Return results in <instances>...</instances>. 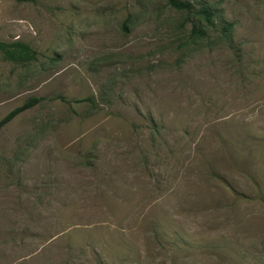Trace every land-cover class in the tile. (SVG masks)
Instances as JSON below:
<instances>
[{
    "label": "rangeland",
    "instance_id": "1",
    "mask_svg": "<svg viewBox=\"0 0 264 264\" xmlns=\"http://www.w3.org/2000/svg\"><path fill=\"white\" fill-rule=\"evenodd\" d=\"M185 1L0 0V264H264V0Z\"/></svg>",
    "mask_w": 264,
    "mask_h": 264
},
{
    "label": "trees",
    "instance_id": "2",
    "mask_svg": "<svg viewBox=\"0 0 264 264\" xmlns=\"http://www.w3.org/2000/svg\"><path fill=\"white\" fill-rule=\"evenodd\" d=\"M19 1H34V0H19ZM167 1L174 8L185 9L188 11L193 10L191 3L188 1H185V0H167ZM193 11L197 14L202 15V17L204 18L207 24L211 25L213 23L212 21L213 12L210 9V7L203 5V6H200L198 9H194ZM230 28H231V24H226L222 31L226 33L230 30ZM192 32L198 35H205V32L195 25L192 28ZM0 46H2L3 50L6 53L8 52L6 50V47L4 48L5 45L0 44ZM13 46L15 49L13 50V52H8L9 57H15L16 53L17 55H23V56L28 55L29 47L26 44L16 42L13 44ZM37 101H38V98H32L12 108L9 112H7L3 117L0 118V127H2L3 125L11 121L17 114H19L23 110L31 107Z\"/></svg>",
    "mask_w": 264,
    "mask_h": 264
}]
</instances>
